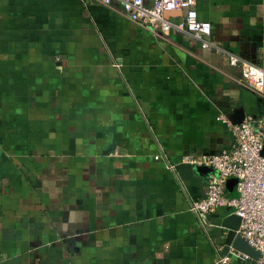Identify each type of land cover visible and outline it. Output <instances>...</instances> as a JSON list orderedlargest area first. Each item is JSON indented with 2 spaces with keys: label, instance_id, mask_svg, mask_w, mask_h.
Here are the masks:
<instances>
[{
  "label": "crops",
  "instance_id": "1",
  "mask_svg": "<svg viewBox=\"0 0 264 264\" xmlns=\"http://www.w3.org/2000/svg\"><path fill=\"white\" fill-rule=\"evenodd\" d=\"M195 8L212 25L204 40L155 32L119 0H0V264H221L245 253L224 252L214 218L210 235L198 226L190 200L209 174L184 157L230 148L236 109L264 114V90L230 64L264 69V0ZM160 146L167 159L155 158ZM247 255L228 264H257Z\"/></svg>",
  "mask_w": 264,
  "mask_h": 264
},
{
  "label": "built area",
  "instance_id": "2",
  "mask_svg": "<svg viewBox=\"0 0 264 264\" xmlns=\"http://www.w3.org/2000/svg\"><path fill=\"white\" fill-rule=\"evenodd\" d=\"M86 3V0H81ZM110 5L114 0H97ZM124 13L133 21L143 22L153 31L168 34L172 29L189 32L195 38L204 40L211 34L210 21L201 20L195 8L196 0H119ZM151 1L152 5H147ZM182 11L177 20L167 17L168 12ZM230 64L240 68L241 79L252 89L264 90V69L254 63L230 57ZM224 120V116L219 117ZM234 142L230 148L200 158L188 155L185 163L213 168L208 175L204 196L190 200V210L196 216L198 226L210 235L211 215L220 207H232L241 217L236 233L260 252L257 264H264V114L246 116L241 123H231ZM155 156L157 160L167 159L163 147ZM170 169L175 166L168 160ZM237 178L238 196L231 197L227 188L229 178ZM248 258L245 253L233 250L221 256L219 263L228 264L232 258Z\"/></svg>",
  "mask_w": 264,
  "mask_h": 264
},
{
  "label": "water",
  "instance_id": "3",
  "mask_svg": "<svg viewBox=\"0 0 264 264\" xmlns=\"http://www.w3.org/2000/svg\"><path fill=\"white\" fill-rule=\"evenodd\" d=\"M235 114H232L231 118L233 123H241L244 121L246 117V112L243 109H236ZM199 170L204 171L206 174H210L213 171V168L207 166H200ZM237 178H229L227 181V188L230 192L231 197L238 196L237 191ZM213 224L225 230V238H224V252H227L231 246L237 247L241 251L252 255L259 256L260 252L251 247L247 241L240 235L236 233V230L239 229L241 224V217L236 213H230L223 218H219V214H212Z\"/></svg>",
  "mask_w": 264,
  "mask_h": 264
}]
</instances>
